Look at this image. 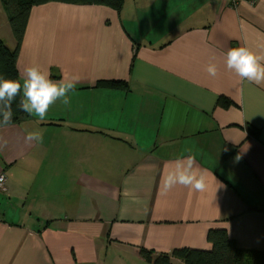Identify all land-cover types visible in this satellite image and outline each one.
Masks as SVG:
<instances>
[{
  "label": "crops",
  "instance_id": "crops-1",
  "mask_svg": "<svg viewBox=\"0 0 264 264\" xmlns=\"http://www.w3.org/2000/svg\"><path fill=\"white\" fill-rule=\"evenodd\" d=\"M0 40L14 49L12 35ZM241 45L264 53V0L33 7L19 79L38 64L79 81L44 121L0 127V264H149L142 250L210 251V230L264 252V84L224 63ZM30 131L43 142H26ZM188 155L206 190L165 191L168 167Z\"/></svg>",
  "mask_w": 264,
  "mask_h": 264
},
{
  "label": "clouds",
  "instance_id": "clouds-1",
  "mask_svg": "<svg viewBox=\"0 0 264 264\" xmlns=\"http://www.w3.org/2000/svg\"><path fill=\"white\" fill-rule=\"evenodd\" d=\"M224 57L226 70L233 72L241 81L264 84V53L241 45L230 48ZM206 71L215 77L217 65L210 61ZM78 81L79 77L76 76L59 81L51 79L50 73L42 70L38 64L26 66L19 80L0 77V126H8L13 122V104L18 96L20 111L44 121L48 110L57 101L66 106L70 104L69 93L75 91ZM25 140L41 143L43 135L39 131H30ZM177 185L198 192L206 190V176L203 170L196 167L194 156L178 158L168 167L167 174L162 178V186L165 191H170Z\"/></svg>",
  "mask_w": 264,
  "mask_h": 264
},
{
  "label": "trees",
  "instance_id": "trees-1",
  "mask_svg": "<svg viewBox=\"0 0 264 264\" xmlns=\"http://www.w3.org/2000/svg\"><path fill=\"white\" fill-rule=\"evenodd\" d=\"M1 2L7 14V22L15 47L10 51L0 40V77L19 80L16 64L33 7L48 3H62L102 6L120 11L124 0H1ZM99 85L109 88H125L122 84L116 83H101ZM19 100L20 97L18 96L16 103L13 104L14 116L10 125L17 124L22 118L28 116L19 110ZM218 104L223 108L230 107L228 101H219ZM207 240L212 247L210 251L181 249L174 250L167 256L153 257L152 253L142 250L140 256L149 264H171L172 260H179L184 264H264V252H245L237 249L234 242L223 230H210Z\"/></svg>",
  "mask_w": 264,
  "mask_h": 264
},
{
  "label": "rangeland",
  "instance_id": "rangeland-1",
  "mask_svg": "<svg viewBox=\"0 0 264 264\" xmlns=\"http://www.w3.org/2000/svg\"><path fill=\"white\" fill-rule=\"evenodd\" d=\"M9 37L11 39V31L7 23V14L0 0V38L7 42Z\"/></svg>",
  "mask_w": 264,
  "mask_h": 264
},
{
  "label": "built area",
  "instance_id": "built-area-1",
  "mask_svg": "<svg viewBox=\"0 0 264 264\" xmlns=\"http://www.w3.org/2000/svg\"><path fill=\"white\" fill-rule=\"evenodd\" d=\"M226 2L232 5L235 4V0H226ZM4 190H5V177L3 174H0V192H4Z\"/></svg>",
  "mask_w": 264,
  "mask_h": 264
}]
</instances>
